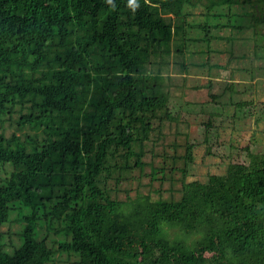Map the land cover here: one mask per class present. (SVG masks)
Wrapping results in <instances>:
<instances>
[{"label":"trees","instance_id":"obj_1","mask_svg":"<svg viewBox=\"0 0 264 264\" xmlns=\"http://www.w3.org/2000/svg\"><path fill=\"white\" fill-rule=\"evenodd\" d=\"M134 2L0 0V168H12L0 182V264H46L65 251L77 253L78 264H264V150L252 151L253 131L239 134L233 124L252 115L262 131L264 111L255 115L254 101L247 118L233 112L217 121L211 113L203 122L229 126L247 162L187 182L194 146L186 140L173 167L150 175L163 181L165 171L179 170L178 199L145 196L128 213L107 187L113 173L118 184L121 172L142 171L150 133L179 119L147 67L170 53L175 37L183 41V8L248 5L255 25L264 24V0ZM56 187L48 215L64 222L69 240L49 248L34 236V216L25 217L21 245L6 253L1 227L14 204L49 200L43 191Z\"/></svg>","mask_w":264,"mask_h":264},{"label":"rangeland","instance_id":"obj_2","mask_svg":"<svg viewBox=\"0 0 264 264\" xmlns=\"http://www.w3.org/2000/svg\"><path fill=\"white\" fill-rule=\"evenodd\" d=\"M252 11V6L239 4L221 6L208 13L201 5H186L182 11L186 23L183 41L175 37L169 54L162 53L160 57L151 58L152 65L147 69L151 75H159L160 83L170 95L169 109L179 119L173 123L167 121L161 125L160 131L150 133L149 139L144 142L142 171L121 172L118 184V173H113L108 179L107 187L112 197L122 202L125 212L129 213L145 196L151 200L179 198V170L165 171L166 174L158 172L156 178L166 175L163 181H152L150 175L156 168L173 167V159L184 154L186 140L194 146L193 162L188 165L185 178L187 182L193 179L206 182L211 174L223 175L229 163L247 162L245 153L239 147L245 144L239 138L240 141L234 140L233 133L226 130L229 126L222 128L216 124L210 130V127L203 126V122H207L211 113L217 121L222 115L230 116L233 112L238 118H247L249 113L254 112L253 105H246L252 101L259 105L255 115L264 111V104H260L264 102V24H252L249 15ZM181 45L184 52H177ZM238 103L244 106L237 108L235 104ZM251 117L244 120V124L243 120L233 124L238 125L236 129L240 128L239 134L250 135L253 131L254 136L249 137L248 146L252 151H263L264 126L259 127L261 132L255 130L254 117ZM4 125L8 127V123ZM7 130L9 135L12 130L9 127ZM134 149L137 151L138 148L134 146ZM175 164L178 168L182 166L179 160ZM11 170L10 164L0 168V182ZM60 194L61 190L57 187L52 191L46 189L42 196L49 197V200L38 199L32 206L14 204V210L9 212L7 222L1 227L6 253L11 254L21 245L25 217L34 216V236L37 240L45 238L49 248L55 250L58 243L69 240L63 231L64 222L48 215ZM173 231L169 232L171 237ZM78 262L77 253L65 251L55 253L53 260L46 264Z\"/></svg>","mask_w":264,"mask_h":264},{"label":"clouds","instance_id":"obj_3","mask_svg":"<svg viewBox=\"0 0 264 264\" xmlns=\"http://www.w3.org/2000/svg\"><path fill=\"white\" fill-rule=\"evenodd\" d=\"M109 2H110V0H109ZM129 4H130L131 6H133V7L136 6L134 0H129Z\"/></svg>","mask_w":264,"mask_h":264}]
</instances>
